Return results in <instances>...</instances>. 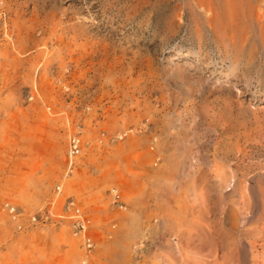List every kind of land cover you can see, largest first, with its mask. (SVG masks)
I'll return each instance as SVG.
<instances>
[{"label": "rangeland", "instance_id": "374dc122", "mask_svg": "<svg viewBox=\"0 0 264 264\" xmlns=\"http://www.w3.org/2000/svg\"><path fill=\"white\" fill-rule=\"evenodd\" d=\"M0 1V264H264V23L241 42L222 3L213 26L196 0Z\"/></svg>", "mask_w": 264, "mask_h": 264}, {"label": "bare ground", "instance_id": "6f19581e", "mask_svg": "<svg viewBox=\"0 0 264 264\" xmlns=\"http://www.w3.org/2000/svg\"><path fill=\"white\" fill-rule=\"evenodd\" d=\"M195 1V0H194ZM259 1L261 0H196V5L198 7H200L202 9V11L205 13V14H208V20L207 21H210L211 24L216 25V23H220L218 22L220 20V18L222 17V13L220 11V6L221 3L224 4L226 6V8H228V11L230 10L232 12V19H234L235 17V25L233 23V26H236L237 29H239L240 31V34L241 35H238V38H241V42L245 40V36H246V31L248 28L250 27H253L254 25L255 26H258L260 28H262L261 25H263V21H262V17L259 13H257V8L259 6ZM259 3V4H258ZM262 3V1H261ZM0 4H1V1H0ZM262 5V4H261ZM191 7V6H190ZM225 8V9H226ZM260 8V6H259ZM258 8V9H259ZM224 9V7L222 8ZM233 10V11H232ZM223 11V10H222ZM230 14V13H229ZM224 17V16H223ZM230 17V16H229ZM230 22V21H229ZM61 23V22H60ZM209 23V22H208ZM210 25V23H209ZM227 25V24H226ZM60 26V24L58 25ZM221 26V25H220ZM219 26V27H220ZM212 27V26H211ZM213 28V27H212ZM62 29V28H61ZM219 29V28H217ZM230 29V28H229ZM236 29V31H237ZM254 29V28H253ZM215 30V29H214ZM220 32H222V37H225V33H224V29L220 28L219 29ZM233 33V32H232ZM234 36V35H233ZM263 36V35H262ZM263 37H261L262 39ZM247 39V38H246ZM264 39V38H263ZM262 39V40H263ZM239 41V39H238ZM245 42V41H244ZM264 42L262 41V44ZM227 46V45H226ZM99 48V50L102 49V51H104L106 54L107 52H109V49L107 48V46H99L97 47ZM240 49V48H239ZM15 52H16V56H15V60L19 59V58H27L30 54H27V52H22V51H19L16 49H14ZM24 54H27L24 56ZM108 55V54H107ZM106 55V56H107ZM238 60V59H237ZM264 110V108H263ZM67 125L70 126V124L67 122ZM130 132H124L125 136H128ZM75 135H73L71 138H73ZM124 138V135H120L119 136V139H123ZM83 147V146H82ZM70 161V160H69ZM69 161H68V174H71L73 171L69 170ZM71 161L74 163H76L77 165V161L78 159L77 158H72ZM167 167V166H166ZM239 183V182H238ZM59 187V192H57L58 195L62 194V187L61 186H58ZM225 188V187H224ZM223 189V188H222ZM119 192V190L115 189L111 192V196H112V200H113V203H114V193L115 192ZM194 192V191H193ZM197 195V194H196ZM120 197H121V194H120ZM199 197V196H198ZM196 201V200H195ZM202 203V202H201ZM78 206V205H76ZM7 207L10 209V211L12 209L15 210V207L10 205V204H7ZM77 208H79L80 212L83 213V211L80 209V207L78 206ZM14 219H16L17 217L15 215L12 216ZM75 237V236H74ZM76 238H79L83 241V245H84V239L82 237H76ZM91 239L93 240V243H94V248H95V245H96V242L94 241V239L91 237ZM84 247V246H83ZM85 249V247H84ZM86 251V249H85ZM86 255H88L87 251H86ZM193 257V256H192ZM191 257V258H192ZM216 257V256H215ZM215 257H213L215 259ZM196 259V258H195ZM202 260V259H201ZM217 260V259H216ZM213 262V261H212ZM216 262V261H215Z\"/></svg>", "mask_w": 264, "mask_h": 264}, {"label": "built area", "instance_id": "2783aa9c", "mask_svg": "<svg viewBox=\"0 0 264 264\" xmlns=\"http://www.w3.org/2000/svg\"><path fill=\"white\" fill-rule=\"evenodd\" d=\"M82 138L79 135H75L70 140V150H69V170L73 171L76 163L72 162V158H76L82 151ZM59 187H57V192H59ZM60 193V192H59ZM114 203L119 204L120 208H123L124 203L121 201L120 194L116 191L114 193ZM76 202L73 200L69 201L68 209L71 210L72 215L70 216L71 227L73 231V236L82 237L84 239V247L87 253H90L94 249L93 240L90 237V220L87 218L85 213L80 212L78 206H76ZM14 209L10 212L14 213ZM51 213L47 210L45 212L40 213L38 217L33 216L32 222L35 223H45L50 218ZM39 218V219H38ZM21 229V227L19 228Z\"/></svg>", "mask_w": 264, "mask_h": 264}]
</instances>
